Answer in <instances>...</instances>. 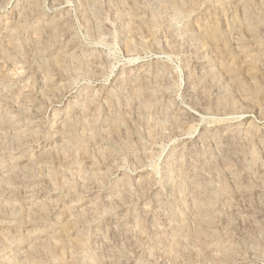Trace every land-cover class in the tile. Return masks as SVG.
<instances>
[{
  "label": "rangeland",
  "instance_id": "obj_1",
  "mask_svg": "<svg viewBox=\"0 0 264 264\" xmlns=\"http://www.w3.org/2000/svg\"><path fill=\"white\" fill-rule=\"evenodd\" d=\"M0 264H264V0H0Z\"/></svg>",
  "mask_w": 264,
  "mask_h": 264
}]
</instances>
